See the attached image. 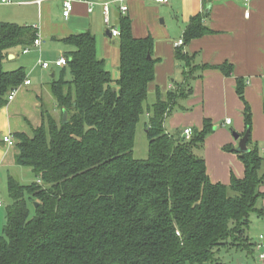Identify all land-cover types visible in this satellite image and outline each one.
Here are the masks:
<instances>
[{"label":"trees","instance_id":"1","mask_svg":"<svg viewBox=\"0 0 264 264\" xmlns=\"http://www.w3.org/2000/svg\"><path fill=\"white\" fill-rule=\"evenodd\" d=\"M208 16L191 20L185 45L213 33L204 24ZM119 31L116 82L98 57L92 34L61 40L69 48L64 68L71 80H64L63 72L50 84L59 116L43 105L41 125L30 126V134H14L15 165L31 169L36 182L25 186L8 177L12 203L0 264H206L215 262L223 247H252L248 230L251 217L261 213L264 157L257 147L249 148V137V152L238 154L244 177L232 175L228 186L212 183L203 157L211 121L190 140L166 131L179 102L193 95L191 80L198 78L197 66L180 47L176 58L185 64L187 81L166 94L156 91L148 109L149 158L134 159L136 128L158 60L154 40L135 38L129 18L120 20ZM36 38L33 27L0 24V109L26 80L23 68L5 71L8 52L30 49ZM226 67L221 70L228 74ZM237 93L243 99L242 82ZM243 116L250 132L248 106Z\"/></svg>","mask_w":264,"mask_h":264},{"label":"crops","instance_id":"2","mask_svg":"<svg viewBox=\"0 0 264 264\" xmlns=\"http://www.w3.org/2000/svg\"><path fill=\"white\" fill-rule=\"evenodd\" d=\"M12 5L18 7L17 13L37 8L36 19L7 23L33 27L37 31V38L42 41L40 49L47 50V54L52 50L53 56L57 52V60L59 55L69 50L61 40L84 33L92 34L97 41V55L105 61L114 82L120 77V48L118 38L109 36L110 29L119 30L120 20L129 18L135 38L151 37L154 40L153 58L158 63L155 67V81L149 86V95L155 94V100L157 90L166 94L176 86L174 78L177 77L181 63L176 58V44L184 40L185 32L194 17L208 13L204 24L213 33L182 46L183 52L192 58L193 67L197 66L198 69L195 74L198 77L197 86L193 90V96H196L192 102L196 104L193 117L200 128H204V122L210 120L213 127L216 126L213 133L218 132L220 124L223 128L234 126L237 134L244 135L246 126L243 112L248 106L252 114L249 148L257 147L264 157V0H252L247 6L241 0H171L169 4L162 5L150 0H129L126 15L121 14L118 0H74V11L69 19L63 16L62 0H12L9 6ZM105 5L109 8L110 28L104 23ZM90 7L93 8L92 12H89ZM246 12H249V17H246ZM164 16L165 22L160 24L159 20ZM166 18H169V23ZM180 33L181 37L177 40ZM32 49L34 47L28 53L20 48L9 51L8 56L13 58L4 61L5 71L23 68L26 61H31ZM36 55H39L38 51L34 53ZM223 66H227L228 74L221 70ZM55 77V73H52L50 82L35 86L31 79L26 78L25 81L29 80L31 84L25 86L24 82L17 89L14 100L0 109V181L4 180L2 170L17 167L14 162L15 148L4 143L3 138L11 137L15 142V133L30 134V126L39 127L42 122L41 109L46 105V98L53 100L50 109L53 114H59L50 91V84ZM239 82L243 83V99L237 93ZM228 120H232L230 124H227ZM224 130L212 137L222 140H218L220 147L232 141L228 139L227 128ZM233 153L220 152L223 162L214 167L212 173L207 171L212 183L228 186L233 167L237 178L244 177V165L237 153L236 157ZM205 161L207 166L208 162ZM263 174L264 164L261 171ZM260 192L263 194L258 204L261 213L251 217L248 230L252 247L244 250L248 256L255 251L258 256L264 252V248H258V244L264 240V184ZM251 232L255 235H250Z\"/></svg>","mask_w":264,"mask_h":264},{"label":"rangeland","instance_id":"3","mask_svg":"<svg viewBox=\"0 0 264 264\" xmlns=\"http://www.w3.org/2000/svg\"><path fill=\"white\" fill-rule=\"evenodd\" d=\"M15 2L19 0H14ZM22 1H27V0H22ZM155 3V2H154ZM157 4V3H155ZM11 5V4H9ZM6 4H1L0 3V24L1 23H7V21H17L18 23H22L24 19H36L37 18V8H32V9H26L20 12H16L18 7L15 5L9 6ZM162 5V4H158ZM163 7V6H160ZM10 17H13L12 20ZM164 17H161L159 22L160 24L165 20ZM10 19V20H8ZM167 19V18H166ZM169 23V18L166 20ZM181 37L178 36L176 39L178 40ZM118 40V39H117ZM33 50V51H32ZM31 50V61H26L25 64L22 65L25 75L27 79H31L33 81V86L35 85H41L44 83H48L51 81L50 75L52 73H55L56 77L54 80L58 81L61 78V75L64 72V80H71V75L68 71V69L65 68H55L54 63L57 61V52L54 53L53 56V51H49L47 54V50L44 49H37L34 48ZM39 55L34 56V53L37 52ZM43 51L45 52L43 56ZM52 53V54H51ZM60 58V55H59ZM56 59V60H55ZM28 60V59H26ZM43 62H49L52 64V67L50 70H43L40 65L39 61ZM180 69L177 70V77L175 76V83L182 85L186 83L188 74H185L187 72L185 68L184 63H180ZM53 81V80H52ZM190 85L192 86L193 90L197 86L196 80H191ZM173 90L175 89L172 88ZM194 95V94H193ZM191 96L190 98L180 101L179 106L177 107L176 111L172 115L171 119L168 120L165 124V129L168 133L171 135H177L178 133H183L186 128H192L194 131H202L203 127H199L197 123L195 122L194 113H195V108L196 104L192 102L196 100V96ZM155 94H150L148 95L147 102L144 105V114L140 117L139 123L136 128V133H135V148L133 152L134 159L139 160V161H146L149 158V140L147 136V127L150 123V116L148 114V109L152 107V105L155 103ZM53 100L49 101L47 98L44 100V103L46 106L51 109ZM59 116V114L55 115ZM232 121V120H231ZM216 126H214L215 130ZM227 128V133H228V139L232 140L231 142L225 144L224 146H219L218 140L222 141L218 138H212L215 133H218L219 131H225L224 129ZM213 130V131H214ZM218 132H211L209 135L206 137L205 141V149L203 152V157L207 160V171L209 173L213 172V168L217 167L220 165L223 160L220 158V152L224 154V152L231 154V149H237L238 147V142L235 141L233 138V133H238L237 130L235 129L234 126L232 127H222L219 124V130ZM225 138V137H224ZM235 155V152L232 154ZM238 155V154H237ZM236 157V155H235ZM236 162H238V159H236ZM239 164V162H238ZM234 171L235 168L233 167ZM233 171V170H231ZM233 171V175L234 174ZM4 173V174H3ZM10 173V174H9ZM2 174L4 177L3 181H0V195L3 200L4 206L2 209H0V239L4 237V229L7 225V210L9 206L11 205L12 201L9 196V190H8V177L10 175L16 177L19 182L22 185H31L34 182H36V178L34 177V174L31 169L25 168V167H10L6 168L4 171L2 170ZM9 174V175H8ZM231 192V191H230ZM262 199V198H261ZM261 199L258 201H261ZM252 229V228H251ZM258 230V229H256ZM250 235H255L254 232H251ZM254 240V238H252ZM248 247L245 249L244 248H239V247H223L217 252L216 254V260L213 263H206V264H262L259 260L258 252L255 251L251 256H248V254L244 251L247 250Z\"/></svg>","mask_w":264,"mask_h":264},{"label":"built area","instance_id":"4","mask_svg":"<svg viewBox=\"0 0 264 264\" xmlns=\"http://www.w3.org/2000/svg\"><path fill=\"white\" fill-rule=\"evenodd\" d=\"M153 1L157 4H169L171 0H150ZM243 2V4L245 6L249 5V3L252 0H241ZM119 4H120V12L122 15H126L127 12L129 11V0H118ZM1 3L9 5L12 4V0H1ZM62 7H63V16L65 19H69V17L72 15L73 11H74V0H62ZM93 8L90 7L89 12H92ZM103 12H104V23L105 25L110 28V18H109V8L107 5H105L103 7ZM246 17H249V12H246ZM111 32V36L112 38H119L120 37V31L117 29H110ZM42 46V41L39 38H36V40L34 41L33 47L40 49ZM184 46V40H180L177 44L176 47L180 48ZM29 49L25 50V53H28ZM39 65L43 70H50L52 67V64L49 62H43V61H39ZM54 67L56 68H64L68 65V59L65 57V55H61L60 58L55 61V63L53 64ZM31 84V82L29 80L25 81V86H29ZM17 90H14L10 93L8 100L9 102L13 101L15 96H16ZM231 121L228 120L227 124H230ZM192 130L190 129H186L183 132V135L186 137L187 140H190L192 137ZM4 143L8 144L10 147H14L15 146V142L11 137H4L3 138ZM264 155V153H263ZM4 206L3 200L1 198L0 195V209ZM258 248H264V240L261 241V243L258 244ZM259 261L264 264V252H261L259 254Z\"/></svg>","mask_w":264,"mask_h":264},{"label":"water","instance_id":"5","mask_svg":"<svg viewBox=\"0 0 264 264\" xmlns=\"http://www.w3.org/2000/svg\"><path fill=\"white\" fill-rule=\"evenodd\" d=\"M109 36H111V35L109 34ZM9 58L12 59L13 56H9ZM150 58H151V55H148V59H150ZM67 118H68L67 113L64 112V115H63V123L64 124L67 123ZM233 137H234L235 141L238 142V147H237V149H235V152L237 154H246V153H248L249 152V148H248L247 144H248V140H249V137H250V132L247 131L244 135H239L237 133H233Z\"/></svg>","mask_w":264,"mask_h":264}]
</instances>
